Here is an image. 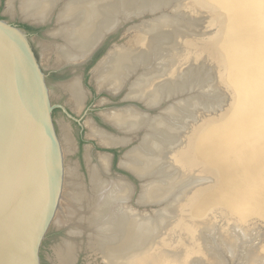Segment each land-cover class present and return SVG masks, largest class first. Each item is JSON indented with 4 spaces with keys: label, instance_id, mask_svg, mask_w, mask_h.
I'll return each instance as SVG.
<instances>
[{
    "label": "bare ground",
    "instance_id": "bare-ground-1",
    "mask_svg": "<svg viewBox=\"0 0 264 264\" xmlns=\"http://www.w3.org/2000/svg\"><path fill=\"white\" fill-rule=\"evenodd\" d=\"M172 1L175 0L135 8L141 15L145 12L156 15V11L171 6ZM213 1L219 10L227 11L226 4L230 7L224 22L226 30L218 25L209 36L202 32L193 37L183 26L182 30L177 28L176 15L161 11L152 21L134 28L141 33L134 38L136 50H130V42L116 45L96 68L92 77L100 91L115 95L127 88L125 101L137 100L147 110L158 111L151 116L146 109L133 104L107 110L102 117L114 133L99 129L93 122L89 124V136L104 147H126L143 131L139 144L124 152L118 165L140 182L135 206L155 205L158 209L150 214L132 209L129 203L137 193L135 186L121 176L111 175L109 154H99L95 163H91L93 158L86 149L88 186L79 182L75 168H61L59 198L52 218L56 227H67V240L54 248L60 264L75 263V240L82 237L88 239L93 252L101 255L103 264H222L206 254L207 244L212 243L215 249H219V243L226 245L228 257L236 261L240 244L253 242L251 235L243 233L241 223L256 221L264 226V147L253 149L250 139L239 131V125L250 128L257 117L259 125L264 124L259 102L263 94L264 61L256 62L262 56L261 41L253 37L248 19L240 16L239 19L236 13L241 14L238 9L245 3L243 0ZM129 2L21 0L17 10L14 2L9 1L7 12L17 11L23 19L41 24H47L56 13L57 28L51 35L63 39L54 49L56 62L76 64L103 43L106 33L114 32L128 20ZM183 2L176 6V12ZM147 7L150 11H146ZM186 21L189 22L187 17ZM208 64L214 65L215 71L207 69L204 73L201 68H208ZM249 64H255L253 75L257 80L244 75ZM190 70L195 71L194 76L192 73L187 76ZM209 73L211 79L217 76L232 97L231 106L218 118H209L202 110V106H212L210 100L218 103V96L221 97L211 99L204 93L209 83L204 76L208 79ZM77 83L73 79L62 90L70 94L76 109L82 105ZM197 85L204 96L198 94ZM196 117L197 123L192 121ZM249 128L241 132L246 134ZM68 131L66 125L60 126L62 161L63 153H73L74 144ZM211 174L215 176L212 185L194 189L193 183L204 185L209 181L205 177ZM53 179L51 169V197ZM233 206L246 208L252 216L241 220L237 213H231ZM212 220L222 224L237 221L240 225L236 226L239 230L236 240L231 241L219 227L214 228ZM147 243L149 246L141 249ZM133 249L136 253L131 254ZM252 251L264 253V242Z\"/></svg>",
    "mask_w": 264,
    "mask_h": 264
},
{
    "label": "water",
    "instance_id": "water-1",
    "mask_svg": "<svg viewBox=\"0 0 264 264\" xmlns=\"http://www.w3.org/2000/svg\"><path fill=\"white\" fill-rule=\"evenodd\" d=\"M157 1L162 0H143L148 4L145 6H151ZM177 1L180 0H175L174 3ZM243 1L245 3L242 2V7L238 10H244L245 14L236 13L238 17L248 19L249 26L253 27V37L260 38L262 56L260 55L256 62L261 63L264 61V37L261 34L264 32V0ZM186 2L191 7L195 3L202 4V8H207L208 14L214 13L212 23L207 18L202 20L204 23L207 21L200 31V33L205 32V37L212 34L218 25L226 30L224 22L227 21V15L231 11L229 5L226 4L227 11H225L221 8L219 10L209 0L205 2L201 0V3L196 0ZM129 7L128 20H125L114 32L129 20L141 15L142 12H139L136 6ZM147 8L146 11H150V7ZM234 10L237 11L236 8ZM252 13L255 16L251 15ZM176 25L177 28L183 29L180 26L182 22ZM187 30L192 35V32ZM114 32L106 33L103 41ZM31 40L45 48L49 47L47 42L35 36L31 37ZM44 54V56L40 54L37 60L23 30L0 18V264H53L51 221L59 198L63 161L60 142L56 135L59 110H56L52 116L53 106L58 105L57 90L54 87V80L50 78L46 85L42 71L44 69L46 73L50 68L55 67L54 57L48 52ZM253 69L255 64H249L244 75L252 76L257 80L258 78L253 75L255 73ZM214 79L221 84L216 75ZM214 79L212 78L209 83ZM209 83L206 87H209ZM227 93L231 105L232 97L229 92ZM259 102L264 116V81L263 94ZM220 106L217 109L222 107ZM202 107L209 117L210 106ZM147 111H156V109L150 108ZM192 121L197 123V117ZM247 138L250 139V144L246 143L253 149L264 147V124L259 125L258 117L245 134V139ZM243 148L246 149L248 146ZM51 169L54 174L52 197L50 196ZM126 172L136 178L131 172ZM211 175L215 182L214 174ZM231 209L233 210L231 213H237L236 217L241 220H244L243 217L252 216L246 208L233 206ZM149 244L141 249H146ZM132 251L131 254L136 253L135 249Z\"/></svg>",
    "mask_w": 264,
    "mask_h": 264
},
{
    "label": "rangeland",
    "instance_id": "rangeland-1",
    "mask_svg": "<svg viewBox=\"0 0 264 264\" xmlns=\"http://www.w3.org/2000/svg\"><path fill=\"white\" fill-rule=\"evenodd\" d=\"M12 0H6V2H9ZM21 0H13L14 4L16 3V5L19 6V2ZM129 4L134 5V6H138L140 4H144V5H148L145 4L143 2V0H134V4L132 2V0H129ZM184 1V2H183ZM183 1H177V3L174 1L171 2V6L168 7H164L162 10L156 11V15L154 14H148L145 12L144 15H141L137 18H134L132 20H129L126 24H124L121 28H119L116 32H114L112 34V38L108 41V43L104 46L103 50L101 51V53L99 54L100 57L98 59V62L100 63L102 61V59L107 55V53L109 52L110 49H112L114 46H118V45H123L125 46L128 42H130L129 47L130 50H136L138 45L136 42H134V38L136 35L141 34L140 31L135 30L134 28L137 27V25H140L144 22L148 23L150 21L153 20V18H155L161 11L167 13L168 15H176V19H178V23L182 22L181 27L183 26L186 29H189V32H192V36L196 37L199 36L201 33H199L200 31H202V28L204 27V21H202L203 19H206L210 22L212 18H214V13H209L207 10L202 9V4H198L195 3L196 6H199L201 8L196 10V6L195 8L192 6L189 7V9H187L186 7V1L187 0H183ZM195 1V0H194ZM197 1V0H196ZM199 1V0H198ZM211 2V4H213L214 6L216 5L215 2L212 0H209ZM183 2V7H181L180 9V13L175 11L176 6L178 5V3ZM201 3V0L199 1ZM184 8V9H183ZM204 8V7H203ZM174 9V11L172 10ZM130 11V10H129ZM184 11H190L191 14H188L185 16V14H181L184 13ZM16 12V13H15ZM13 13V18L16 19L18 17L15 16V14H17V16H20V14L15 11ZM241 13L245 14L244 10H240ZM208 14V15H207ZM197 15V16H196ZM210 15V16H209ZM251 15L255 16L254 13H252ZM186 17L188 18L189 22L186 21ZM214 20V19H213ZM57 19H55L50 25L49 28H54L56 29V23ZM213 21H211L212 23ZM176 23V22H175ZM189 25V26H188ZM48 28V29H49ZM46 30V29H45ZM45 31H41L38 36H35L45 42H48V38H46L45 36ZM262 36L264 37V32L261 33ZM57 60L54 58V65L55 67L57 66ZM99 63H97L99 65ZM198 65V64H195ZM208 66V68H201L202 71H204V73L207 72V69L212 71V66H210L209 64L206 65ZM96 66L92 68L91 70V74L93 72H95L96 70ZM95 68V69H94ZM192 73V76L195 75V71H189L187 76H190ZM89 81L90 84H92V76L89 75ZM207 76V75H205ZM204 76V78L208 81H210L211 77H210V73H209V78L207 79ZM134 79H131V81H133ZM96 85V83H95ZM92 84L93 88H95V90H97L98 88H96L97 86H95ZM200 85V83H199ZM199 85H197V89H198V94L201 93L200 89H199ZM220 83L217 81H211L209 83V87H207V90L204 91V93L208 96H211V99H216V95H220L221 98L218 96L219 98V102H213L211 101L212 106H210V112H208L209 114V118H218L219 115H221L226 109H228L231 105L228 101V93L225 90H222V88L220 87ZM217 89V90H216ZM194 90V89H193ZM98 94H95L91 97L89 96L88 101H87V108H84V110L77 112L74 115H69L74 118L76 120L73 121V119H70L67 115H65V113L61 110L58 111V118H57V124L59 126L61 125H66L69 129L68 133L70 135V137H72V141L74 144V148H73V153H63V166L66 167H72L75 168L78 172V176L80 178L79 182L84 185V186H88L89 183V179H88V166H87V162L85 160V150L88 149L89 152L91 153V157L93 158L91 163H95L94 159L96 160L99 156V154L102 153H106V154H111L109 153V148H104V149H108L107 151H101L99 150L97 147H99L98 145V141L95 140L94 138H92L91 136H89V124L90 122L96 123L99 127H101L102 129H105L108 132L114 133L112 132V130L106 126H104L102 123L98 122L96 120V116L99 115V117H102V114L105 113V111L107 112V110H112L115 108H119L122 109L124 107L127 106H131V104L140 107L141 109H145V105L140 102V101H125L124 100V96L127 93V88L126 91L123 92V95L118 96V97H111L109 95H105V94H100V90H97ZM195 91V90H194ZM207 92V93H206ZM202 94V93H201ZM57 95H58V105L62 106L64 109H69V107L71 108L72 105L68 102V100L64 97L61 96V94L58 93L57 91ZM203 95V94H202ZM204 96V95H203ZM125 101V102H124ZM194 101V100H193ZM216 103V104H215ZM218 104V105H217ZM222 107H221V106ZM218 106H220V109H217ZM61 107V108H62ZM72 109V108H71ZM220 110V111H219ZM144 111V110H143ZM149 114H151V116L157 115L156 113H158V111H150L148 112ZM211 114V115H210ZM212 116V117H211ZM104 120V119H103ZM105 121V120H104ZM106 122V121H105ZM249 126L245 125V126H240L239 125V131L240 134L244 137L245 134H243L241 132V130L243 129H248ZM56 135L57 138L59 140V142L61 141V136H60V130L59 127L56 126ZM81 136L83 139V145L82 148H79L77 145V140L78 137ZM144 136L143 131H139V134H137V136L135 138H133L131 140V142L123 148H110L113 149L114 151V155L116 157L117 160V165L119 163V160L121 159V156L124 154V152H126L127 150H130L131 148L137 146L140 142V139ZM242 142V140H241ZM61 143V142H60ZM245 143H243L244 146ZM89 146V147H88ZM87 147V148H86ZM71 154V155H70ZM113 155V154H112ZM69 162V163H68ZM68 163V164H67ZM65 164V165H64ZM71 164V165H70ZM70 165V166H69ZM73 165V166H72ZM77 166V167H76ZM194 170V169H193ZM113 176H122L123 178L129 180V182H131L135 188H136V192L133 195L132 201L129 203V206L131 205L132 209L137 210L138 212H144V213H152V211L158 209L157 206L155 205H149V206H144V207H136L135 206V201L137 198V195L139 193V184L140 182L138 180H136V178H134L132 175L128 174L126 175L125 173H122L120 171L114 170L112 171ZM206 180V184L204 185H198V183H195L194 189L200 187V186H210L214 183V179L213 176H207L205 177ZM181 194V192L179 193ZM185 194V193H184ZM182 194V195H184ZM178 197V196H177ZM182 198V197H181ZM177 199V198H175ZM178 202V201H177ZM262 215V213H261ZM212 225L214 228H220L224 234V236H227L228 239H231V241H235L236 237L238 236V229L236 228V226L240 225L238 224L237 221L235 220H231L229 222H227V224H222L218 221H214L212 220ZM242 226L244 228H241L244 232L246 233V236L251 235L253 238V242L250 243H241V251L240 254L238 255V258L236 259V261L232 260L230 257H228V253H227V246L223 245L222 243H219V249H215V246H212V243L207 244L205 247L206 248V254H209L213 257H215L218 261H220L222 264H264V253L262 251L260 252H255L252 251L253 248H259V246L261 245V243L264 242V226L262 223L260 222H256V221H252V222H244L241 223ZM51 226H52V256H53V264H60L59 261L57 260L56 254H55V249L58 245H60L63 241L67 240V227L65 226H61V227H56V225L53 223V221H51ZM212 227V228H213ZM64 228V229H63ZM66 230V231H65ZM238 230V231H237ZM230 231V232H229ZM237 231V232H236ZM237 233V234H236ZM213 234V233H212ZM211 234V235H212ZM240 235V233H239ZM83 238V239H82ZM79 239H76L75 242L77 243L76 247L77 248L75 250V260L73 264H103V260L100 254H97L95 252H93L89 246H88V239L86 237H82ZM215 238V237H214ZM218 239V237L216 238ZM60 243V244H59ZM212 244V245H211ZM244 244V245H243ZM245 245H247L245 247ZM212 250V251H211ZM219 251H221L219 253ZM244 252V253H243ZM78 253V254H77ZM242 254V255H241ZM226 257V259H225ZM212 258V257H210ZM192 259V258H191ZM204 259V258H203ZM205 260V259H204ZM228 262H227V261ZM206 261V260H205ZM210 261H206V263H209ZM227 262V263H225ZM243 262V263H242ZM192 264V263H191Z\"/></svg>",
    "mask_w": 264,
    "mask_h": 264
},
{
    "label": "flooded vegetation",
    "instance_id": "flooded-vegetation-1",
    "mask_svg": "<svg viewBox=\"0 0 264 264\" xmlns=\"http://www.w3.org/2000/svg\"><path fill=\"white\" fill-rule=\"evenodd\" d=\"M8 3L9 2H6V0H0V18L5 20V21H7V22H9L13 26H16L17 28H20L21 30H23V32L27 36L29 44H30V46H31V48L33 50L34 56L36 57L37 60L40 57V54H43V56H44L45 55L44 53H46V52L52 54V56L56 59L57 58L56 50H54V49H55L56 46L61 45L63 43V39H61L59 37L55 38V37H53L51 35V33L53 32L54 28H52V27L49 28V25L56 19V13L53 14L52 18L47 22V24L46 23L45 24L44 23L41 24V23L34 22V21H31V20H26V19H23L21 16H17V14H15V16L18 17V18L14 19L13 18V14H9L7 12ZM15 7H16L15 9L17 10L18 5H16V3H15ZM56 26H57V24H56ZM41 31H45L44 34H45L46 38H48L47 44H48L49 47L45 48L43 45L35 44L31 40V37L38 36V34ZM112 37H113L112 34L109 35L105 39V41H103V43L97 49L94 50V52L90 56H88L85 59L80 60L76 64H74V63L73 64L72 63H66V62L63 65H58L57 64L56 67L50 68L49 71H47L46 73H45L44 69L41 68L43 73H44V75H45L46 85H47V80L49 78L54 80V83H55L54 87L56 88L58 93L61 94V96H64L68 100V102L72 105V107H71L72 109L70 107H69V109H64L60 105L53 106L52 116H53V113L56 110H61V111H63L65 113V115H67L70 119H73V121L76 122V120L74 118H72L71 116L76 114L78 111L80 112L81 110L83 111L84 108H87V101H88L89 96L92 97L95 94V92H96V94H98L97 90H99V89L95 90V88H93L92 84L95 85V81L93 80V77H92V84H90V81H89V77L90 76L89 75L92 76L94 74V72L91 74V70H92L93 67H95V65L98 66L97 63H99L98 62V59L100 57L99 54L101 53V51L103 50L104 46L108 43V41ZM51 44H53V45H51ZM56 60H58V58ZM73 79L76 80V83L78 81V83H77L79 85L78 89L82 93V105L78 109L75 108L76 106H73L74 102L72 101L70 94L68 92L62 91V90L66 89V85L70 81H72ZM64 84H65V86H64ZM63 87H65V88L63 89ZM124 91H126V88L124 90H122L121 92H119L118 94L113 95V94H110V93H108L106 91L101 90L100 94L109 95V96L114 98V97H118V96L123 95ZM116 109H119V108H115V110ZM96 120L98 122L102 123L104 126L110 128L112 130V132H114V129L103 120V117H99V115H98V116H96ZM94 125L102 130V128L99 127L96 123H94ZM56 126H58L59 130H60V126L58 124H56ZM103 130L106 131L105 129H103ZM106 132H108V131H106ZM77 145H78L79 148H82L83 139H82L81 136L78 137ZM98 146L99 147H97V148L99 150H101V151H107L108 149H104V148H109V153H111V154H109L111 156L110 173H111L112 176H113L112 171H114V170L120 171V172L125 173L126 175H128L126 171H124V170L119 168V165H117L116 157L114 155L115 153H114L113 149H110V148H121V147H103L100 144ZM113 177H118V176H113Z\"/></svg>",
    "mask_w": 264,
    "mask_h": 264
}]
</instances>
